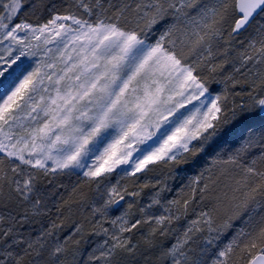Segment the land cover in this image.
<instances>
[{"label": "snow or ice", "instance_id": "1", "mask_svg": "<svg viewBox=\"0 0 264 264\" xmlns=\"http://www.w3.org/2000/svg\"><path fill=\"white\" fill-rule=\"evenodd\" d=\"M0 264H264V0H0Z\"/></svg>", "mask_w": 264, "mask_h": 264}, {"label": "trees", "instance_id": "2", "mask_svg": "<svg viewBox=\"0 0 264 264\" xmlns=\"http://www.w3.org/2000/svg\"><path fill=\"white\" fill-rule=\"evenodd\" d=\"M70 191H71V188L68 189V192H70ZM68 192H64L63 194H64L65 196H67V195H68ZM169 198H171V197H169Z\"/></svg>", "mask_w": 264, "mask_h": 264}]
</instances>
